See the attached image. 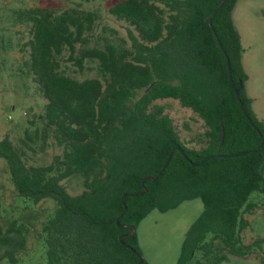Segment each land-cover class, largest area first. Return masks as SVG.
I'll use <instances>...</instances> for the list:
<instances>
[{
	"label": "trees",
	"instance_id": "16d2710c",
	"mask_svg": "<svg viewBox=\"0 0 264 264\" xmlns=\"http://www.w3.org/2000/svg\"><path fill=\"white\" fill-rule=\"evenodd\" d=\"M220 2L109 0V13L138 33L128 31L129 47L124 40L91 46L93 11L23 12L33 32L29 69L47 101L43 137L51 135L64 152L48 166H30L4 138L0 159L21 198L56 203L43 227L47 264H139V224L154 210L166 213L195 199L203 212L177 264H223L263 246L245 244L242 234L250 226L244 215L260 207L251 196L264 195V122L246 91L233 20L238 0L215 11ZM65 52L79 69L97 61L104 81L63 73ZM161 99L178 100L204 121L206 147L185 146L173 120L153 106ZM75 176L85 187L78 196L62 184ZM12 231L0 227V244Z\"/></svg>",
	"mask_w": 264,
	"mask_h": 264
},
{
	"label": "rangeland",
	"instance_id": "374dc122",
	"mask_svg": "<svg viewBox=\"0 0 264 264\" xmlns=\"http://www.w3.org/2000/svg\"><path fill=\"white\" fill-rule=\"evenodd\" d=\"M109 0H0V139L9 138L24 154L30 166H48L55 156H62L64 149L51 136L43 137L45 105L35 75L29 69L32 24L24 11L34 8L62 12L69 8L93 11L98 14L91 46L106 42L129 47L128 31L138 35L126 21L109 13ZM234 23L242 36L243 65L248 75L246 88L252 99V109L264 122V0H238ZM64 53L62 72L82 81H104L97 61H86L83 69L68 61ZM153 106L173 120L181 141L190 149L207 146V126L191 109L178 100L161 99ZM72 196L85 190L83 178L71 177L62 182ZM251 202L260 204L253 214L244 217L250 226L243 232L245 244L264 241V195L254 193ZM56 210L52 199L34 204L21 198L11 181L6 162L0 159V227L3 232L14 230L10 242L0 244L3 264H47L43 227ZM203 212L201 199L182 203L166 213L154 210L137 228L139 246L147 264H177L185 235ZM262 248V249H261ZM12 255V256H10ZM264 243L246 258L231 257L223 264H262ZM12 257V260L11 258Z\"/></svg>",
	"mask_w": 264,
	"mask_h": 264
},
{
	"label": "water",
	"instance_id": "95a60500",
	"mask_svg": "<svg viewBox=\"0 0 264 264\" xmlns=\"http://www.w3.org/2000/svg\"><path fill=\"white\" fill-rule=\"evenodd\" d=\"M225 2H226V0H221V2L219 3V5H218L217 8L215 9V11H217V9H219V8H220ZM211 22H212V20L209 19V20H208V25H211ZM223 53H224V55H225V57H226V62H227V65H228V71H229V77H230V81L232 82V74H231V70H230V66H229V59H228V57L226 56V52L224 51ZM234 91H235L236 97L239 99V94L237 93L236 89H234ZM223 135H224V133H223V130H222V133H221V137H222V139H223ZM143 262H144V259L141 258L139 264H143Z\"/></svg>",
	"mask_w": 264,
	"mask_h": 264
},
{
	"label": "crops",
	"instance_id": "0c3cea01",
	"mask_svg": "<svg viewBox=\"0 0 264 264\" xmlns=\"http://www.w3.org/2000/svg\"><path fill=\"white\" fill-rule=\"evenodd\" d=\"M243 43V42H242ZM245 52V51H244ZM246 91H247V95L249 96V98H250V95H249V93H248V90H247V88H246ZM250 222V221H249Z\"/></svg>",
	"mask_w": 264,
	"mask_h": 264
}]
</instances>
